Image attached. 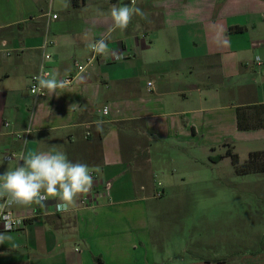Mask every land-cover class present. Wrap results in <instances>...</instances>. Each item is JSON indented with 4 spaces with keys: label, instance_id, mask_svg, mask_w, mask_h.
I'll use <instances>...</instances> for the list:
<instances>
[{
    "label": "crops",
    "instance_id": "0c3cea01",
    "mask_svg": "<svg viewBox=\"0 0 264 264\" xmlns=\"http://www.w3.org/2000/svg\"><path fill=\"white\" fill-rule=\"evenodd\" d=\"M113 4L130 0H68L67 8L60 0H0V174L18 163L3 161L6 154L56 147L109 186L80 194L68 212H57L52 198L43 209L18 207L28 224L0 231L11 237L0 244V264H159L149 221L154 153L171 152L163 158L172 160L178 151L195 163L197 154L181 152L196 148L206 160L222 144L211 157L235 171L228 149L241 164L264 151V129L237 125L239 109L264 105V62L255 60L264 58V0H137L148 19L134 16L126 30L109 32ZM102 37L108 52L79 74L87 44ZM42 66L73 84L35 98L30 80ZM28 129L27 139L12 135ZM91 195L95 206L86 208ZM192 264H264V255Z\"/></svg>",
    "mask_w": 264,
    "mask_h": 264
},
{
    "label": "rangeland",
    "instance_id": "374dc122",
    "mask_svg": "<svg viewBox=\"0 0 264 264\" xmlns=\"http://www.w3.org/2000/svg\"><path fill=\"white\" fill-rule=\"evenodd\" d=\"M223 147L208 148L206 160L204 151L187 147L181 153L190 159L197 154L196 166L178 151L172 160L163 158L171 152L154 153L149 221L159 264L236 262L264 255V173L237 175L217 155L211 157L210 149L219 154ZM238 151L246 153L242 146Z\"/></svg>",
    "mask_w": 264,
    "mask_h": 264
},
{
    "label": "clouds",
    "instance_id": "9594fccd",
    "mask_svg": "<svg viewBox=\"0 0 264 264\" xmlns=\"http://www.w3.org/2000/svg\"><path fill=\"white\" fill-rule=\"evenodd\" d=\"M137 0H130V4L111 5L107 15L112 21L109 32L117 29L124 31L128 28L134 16H139L147 20V15L136 7ZM62 8H67L68 0H60ZM87 47L98 55L108 52V45L105 38L90 42ZM117 60L123 59V54L113 52ZM44 60L51 62V56L45 54ZM257 63L264 62V58L256 55ZM81 71H84L81 68ZM58 75V74H57ZM37 86L33 87L34 94L47 90L48 93H56L57 89H64L68 86V81L58 80L56 75L43 71L35 77ZM108 109L105 108V113ZM5 160L8 157H4ZM22 164L17 163L14 168L7 169L0 174V220L4 223L5 232L11 230L13 224L19 223L10 212L5 214V209L13 206L27 207L33 204L41 209L46 207L45 202L50 198L57 201L55 204L57 212H68L73 207L80 194L91 190L94 180L93 169L81 162H72L67 153L60 148L53 147L48 151H29L19 157ZM94 171L99 172L96 168ZM11 237L0 233V244ZM14 247L16 245H13Z\"/></svg>",
    "mask_w": 264,
    "mask_h": 264
},
{
    "label": "built area",
    "instance_id": "2783aa9c",
    "mask_svg": "<svg viewBox=\"0 0 264 264\" xmlns=\"http://www.w3.org/2000/svg\"><path fill=\"white\" fill-rule=\"evenodd\" d=\"M54 18H57V16H54ZM49 56H50V55H49ZM101 56H102V55H98V54L94 53V52L91 50V56H90L89 59L86 61V63H84V64H77V65H76L77 72H78L79 74H81V73H87L89 67H90L95 61H97ZM125 58H126V56L123 54V59H121V60H124ZM114 59H115V58H114ZM115 60H116V61H120V60H117V59H115ZM42 68H43V71H45V72H49L44 66H42V67L40 68L39 72H38L37 74H35V75L31 78V80H30V85H29V91H30L31 95L34 96V97L37 98V99L44 97V96L47 94V92H48L46 89L43 90L42 92H39V93H36V94H34V93L32 92L33 87L37 86V81H36L35 77L40 73V71H41ZM81 68H83L84 71H81ZM61 79H63V80H67V81H68V86L72 85L73 82H74V77H72V76H66V77H63V78H61ZM107 109H108V108H107ZM103 112H104V114H107V113H105V109L103 110ZM107 112H108V111H107ZM10 126H11V125H10L9 123H6V124H5V127H6V128H10ZM30 133H31V130L28 129V130H26V131H24V132H13L12 135L15 137V139L18 140V139H27ZM4 157H8V159L5 160ZM19 157H20V155H19V154H15V153H12V154H6V155L3 156L2 160L5 161V162H12V161L17 160L18 163L22 164L23 161L20 160ZM91 174H92V176H93V180H94V183H93L92 188H94V190H100L101 188H102V189L107 188L106 191H108L109 186H108L105 182H103V181L101 180L100 175H98V174H96V173H94V172H92ZM96 200H97V198L94 197V196H92V195H91V196H87V197H84V198L82 199L81 204H82L84 207H86V208H93V207L95 206V202H96ZM46 202H47V201H46ZM46 202H45V203H46ZM2 204H3V201L0 200V205H2ZM17 208H18L17 206H13L12 208H10V209H5L4 211H5V214H7L8 212H10L14 218H16V219L19 220V223H15V224H13L11 230L8 231V232H5L4 223H3L2 220H0V231L5 232V233L20 232V231H22V230L26 227V225L28 224V221H27L26 218H24V217H22V216H20V215L18 214V212H17Z\"/></svg>",
    "mask_w": 264,
    "mask_h": 264
},
{
    "label": "trees",
    "instance_id": "16d2710c",
    "mask_svg": "<svg viewBox=\"0 0 264 264\" xmlns=\"http://www.w3.org/2000/svg\"><path fill=\"white\" fill-rule=\"evenodd\" d=\"M75 2L76 0H73V4ZM141 123L144 126V122ZM237 125L240 131L264 129V105H253L239 109ZM226 155L231 157L237 175L264 173V151L251 153L248 161L244 164L240 163L238 156L233 154L230 149ZM95 262L104 264L101 258H96Z\"/></svg>",
    "mask_w": 264,
    "mask_h": 264
}]
</instances>
